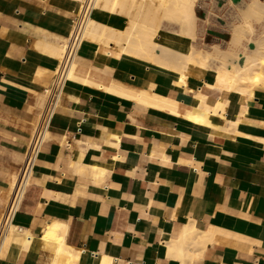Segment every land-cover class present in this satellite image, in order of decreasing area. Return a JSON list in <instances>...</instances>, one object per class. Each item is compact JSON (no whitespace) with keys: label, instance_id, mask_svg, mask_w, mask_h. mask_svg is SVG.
I'll return each mask as SVG.
<instances>
[{"label":"crops","instance_id":"crops-1","mask_svg":"<svg viewBox=\"0 0 264 264\" xmlns=\"http://www.w3.org/2000/svg\"><path fill=\"white\" fill-rule=\"evenodd\" d=\"M250 1L198 0L196 49L217 45L229 55ZM74 5L0 0V237L38 118L50 109ZM112 18L114 26L126 20ZM249 20L258 39L264 15ZM75 54L77 79L63 85L0 264H264V79L231 131L185 119L192 93L171 73L93 41H79ZM118 89L166 97L177 114ZM237 114L230 105L228 118ZM53 224L72 260L42 240ZM190 227L205 233L203 248L184 237Z\"/></svg>","mask_w":264,"mask_h":264},{"label":"bare ground","instance_id":"bare-ground-1","mask_svg":"<svg viewBox=\"0 0 264 264\" xmlns=\"http://www.w3.org/2000/svg\"><path fill=\"white\" fill-rule=\"evenodd\" d=\"M74 2L73 15L79 19L78 22L72 21L71 28L67 32V40L59 48L61 51L59 60H61L66 50V43L71 40L70 58L64 74L67 80L77 79L75 76L77 57L75 48L79 41L111 45L125 56L146 62L155 70L173 74L179 82L183 83L185 88L192 93L191 109L185 114L183 113L185 119L213 128L235 131L233 126L240 120L241 111L246 110L247 100L254 94L253 87L264 79V71L262 72L264 68V30L261 37L254 39V27L249 20L250 14L257 12L264 15V0H251L248 3L241 23L234 26L235 28L233 27L234 30L229 41V46L232 49L230 54L228 53L229 55H223L224 50L217 45L212 47V52L196 49L193 42L198 0H74ZM25 4L24 6H26ZM115 14H123L126 18L125 23L121 26L112 25L111 21L114 19L112 16ZM262 25V29H264V24ZM209 60L213 61L214 65L207 68ZM190 80L193 84L198 83L208 89L217 90L219 97L212 99L198 90L199 88L189 87ZM109 86L111 85L109 84ZM109 88L111 89V87ZM121 92L125 96L137 99L138 103L142 102L145 105L177 114L176 102L166 97L146 90L136 95H132V91ZM232 104L236 105L239 111V114L235 115V120L228 118V109ZM44 114L49 115L47 122L49 125L51 110L48 108ZM24 191L25 188H23L22 194ZM17 209L18 205L15 204L4 214L3 228L6 232L9 231L10 223H12ZM56 228L55 224L49 225L42 240L46 243H60L58 251L68 254L72 260L74 256H72V252L69 254L70 248L56 238L58 235ZM185 230V238L191 240L193 244L196 242L201 244V248L204 247L206 239H202L203 236L200 234L205 233L195 227ZM71 260L68 259V261Z\"/></svg>","mask_w":264,"mask_h":264},{"label":"built area","instance_id":"built-area-1","mask_svg":"<svg viewBox=\"0 0 264 264\" xmlns=\"http://www.w3.org/2000/svg\"><path fill=\"white\" fill-rule=\"evenodd\" d=\"M79 17H75L74 22H78ZM71 45V40H68L66 43V50L64 52L63 57L61 58L55 72H54V77H53V84L52 86H50V89L52 90L53 94L51 96L50 99V109L52 108V112L51 115L54 111V108L57 104V101L59 100L62 88L64 83L67 81V79L64 77V74L67 70V66H68V62H69V47ZM50 112V111H49ZM48 114H44L43 116L40 114V123L38 125V127L36 128V134L34 137V140L29 148L28 154L26 156L25 162L21 168L20 174L18 176V179L15 183V185L13 186L10 198H9V202L6 208V212L8 209L11 208V206L17 204L18 205V209L22 203L24 194L26 192V189L28 187V185L26 186V183L29 182L30 180V176L32 173V169L34 166V162L37 156V153L39 151V148L41 146V144L43 143V141L45 140L46 137V131L48 128ZM23 188H25V191L22 194V190ZM17 209V210H18ZM5 212V213H6ZM17 231H21V228H17ZM6 234V230L3 228L2 229V234L0 237V252L3 246V239L4 236Z\"/></svg>","mask_w":264,"mask_h":264},{"label":"water","instance_id":"water-1","mask_svg":"<svg viewBox=\"0 0 264 264\" xmlns=\"http://www.w3.org/2000/svg\"><path fill=\"white\" fill-rule=\"evenodd\" d=\"M39 121H40V119L38 118V121H37V124H36V128L38 127V125H39Z\"/></svg>","mask_w":264,"mask_h":264}]
</instances>
